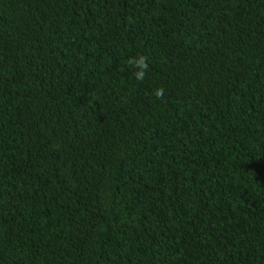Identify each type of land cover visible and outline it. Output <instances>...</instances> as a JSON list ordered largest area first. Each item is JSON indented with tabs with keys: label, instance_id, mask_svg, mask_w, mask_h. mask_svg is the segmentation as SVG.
I'll return each mask as SVG.
<instances>
[{
	"label": "trees",
	"instance_id": "1",
	"mask_svg": "<svg viewBox=\"0 0 264 264\" xmlns=\"http://www.w3.org/2000/svg\"><path fill=\"white\" fill-rule=\"evenodd\" d=\"M0 264H264V0H0Z\"/></svg>",
	"mask_w": 264,
	"mask_h": 264
},
{
	"label": "clouds",
	"instance_id": "2",
	"mask_svg": "<svg viewBox=\"0 0 264 264\" xmlns=\"http://www.w3.org/2000/svg\"><path fill=\"white\" fill-rule=\"evenodd\" d=\"M146 61H147V58L145 56H140L138 58L129 57L127 60V64L130 67H134L138 69V71L134 72V77L137 81L143 82L147 75L148 63ZM152 94L157 99L162 100L164 98L165 90L163 87H159Z\"/></svg>",
	"mask_w": 264,
	"mask_h": 264
}]
</instances>
